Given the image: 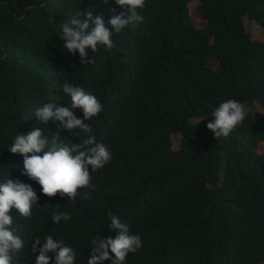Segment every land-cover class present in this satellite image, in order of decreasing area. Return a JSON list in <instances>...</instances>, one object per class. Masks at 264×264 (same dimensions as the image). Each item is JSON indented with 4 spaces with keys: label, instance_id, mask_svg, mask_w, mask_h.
<instances>
[{
    "label": "trees",
    "instance_id": "obj_1",
    "mask_svg": "<svg viewBox=\"0 0 264 264\" xmlns=\"http://www.w3.org/2000/svg\"><path fill=\"white\" fill-rule=\"evenodd\" d=\"M193 1L207 22L202 30L191 23ZM89 11L111 27L123 9L114 0H0V177L23 163L6 148L17 132L86 138L34 115L49 99L67 107L62 85L71 82L102 103L85 123L112 153L90 172V199H54L50 207L71 218L88 210L77 239L114 236L104 225L111 211L140 236L141 263L167 264L164 256L186 248V264H264V39L246 31L250 19L264 33V0H146L142 23L113 33L111 49L81 64L56 35L70 15ZM229 99L246 117L217 140L206 125ZM175 134L183 135L177 152Z\"/></svg>",
    "mask_w": 264,
    "mask_h": 264
},
{
    "label": "clouds",
    "instance_id": "obj_2",
    "mask_svg": "<svg viewBox=\"0 0 264 264\" xmlns=\"http://www.w3.org/2000/svg\"><path fill=\"white\" fill-rule=\"evenodd\" d=\"M114 3L123 11L108 20L111 27L102 16L94 17L90 11L70 15L60 25L56 36L63 41L67 53L78 54L81 64L91 63L89 53L100 47L111 49L113 33H122L144 21L141 13L146 0H114ZM62 92L68 106L49 99L35 108L36 119L44 124H57L59 130L73 137L80 138L83 134L86 138L74 143L61 141L59 132L48 137L39 127L26 134L16 129L17 134L6 148L21 155L23 163L14 165L10 176L0 177V264H127L130 258H135L132 264H148L139 259L140 236L133 234L130 226L111 211L106 213L104 225L114 236L90 237L85 233L79 239L77 233L88 210L80 209L72 218L68 212L50 213L54 199L69 202L78 196L90 199L96 190L90 172L96 173L112 159L109 147L97 142L91 124L85 123L103 111L102 103L71 82L63 83ZM77 109L82 118L74 114ZM210 116L214 119L206 126L218 140L227 138L245 119L246 112L239 101L229 99L215 107ZM182 145L183 135L179 148L172 150L180 151ZM186 254L183 248L178 258L164 256L162 260H168L167 264H186Z\"/></svg>",
    "mask_w": 264,
    "mask_h": 264
},
{
    "label": "rangeland",
    "instance_id": "obj_3",
    "mask_svg": "<svg viewBox=\"0 0 264 264\" xmlns=\"http://www.w3.org/2000/svg\"><path fill=\"white\" fill-rule=\"evenodd\" d=\"M199 6H200V3L197 1H193V2L189 3L191 23L198 30H202L206 27V21L201 17V15L199 13ZM246 24H247L246 25V31H247V33L250 34L252 40L261 42L264 39V33H263V30L260 27V25L257 24L256 22H253L250 19H246ZM210 65H211L212 69H216V67L218 66V61L213 60ZM256 108L259 112L263 111L262 108L259 106H256ZM172 139H173V147H174V149L177 150L179 148L180 143H181L182 135L176 134L172 137ZM258 152L261 154H264V143L260 144V146L258 148Z\"/></svg>",
    "mask_w": 264,
    "mask_h": 264
}]
</instances>
